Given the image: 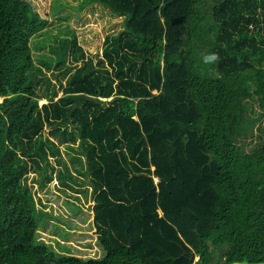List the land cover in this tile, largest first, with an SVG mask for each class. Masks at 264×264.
<instances>
[{
  "label": "trees",
  "instance_id": "obj_1",
  "mask_svg": "<svg viewBox=\"0 0 264 264\" xmlns=\"http://www.w3.org/2000/svg\"><path fill=\"white\" fill-rule=\"evenodd\" d=\"M44 9L14 94L45 103L13 137L22 217L0 264H264V0Z\"/></svg>",
  "mask_w": 264,
  "mask_h": 264
},
{
  "label": "rangeland",
  "instance_id": "obj_2",
  "mask_svg": "<svg viewBox=\"0 0 264 264\" xmlns=\"http://www.w3.org/2000/svg\"><path fill=\"white\" fill-rule=\"evenodd\" d=\"M46 5L47 0H30L29 3L25 0H6L0 14V24L9 19L14 29L11 49L3 39L6 33L0 30V50L3 51L6 66L3 78L5 96L0 97V231L21 222V210L14 206L18 179L12 167L15 154L13 137L44 101L19 98L14 89L25 82L23 70L31 62L27 51L28 39L43 25L38 14L44 12ZM244 83L251 85V77H244L241 84ZM61 201L53 203V207L57 209Z\"/></svg>",
  "mask_w": 264,
  "mask_h": 264
},
{
  "label": "clouds",
  "instance_id": "obj_3",
  "mask_svg": "<svg viewBox=\"0 0 264 264\" xmlns=\"http://www.w3.org/2000/svg\"><path fill=\"white\" fill-rule=\"evenodd\" d=\"M218 61H219V56L216 53H212L204 57V62L208 64H215Z\"/></svg>",
  "mask_w": 264,
  "mask_h": 264
},
{
  "label": "water",
  "instance_id": "obj_4",
  "mask_svg": "<svg viewBox=\"0 0 264 264\" xmlns=\"http://www.w3.org/2000/svg\"><path fill=\"white\" fill-rule=\"evenodd\" d=\"M43 103H45V101H44ZM43 103H42V104H43Z\"/></svg>",
  "mask_w": 264,
  "mask_h": 264
}]
</instances>
